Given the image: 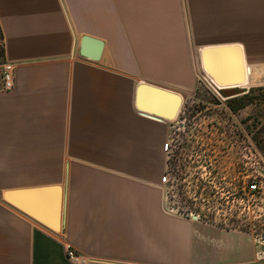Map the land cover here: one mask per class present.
I'll list each match as a JSON object with an SVG mask.
<instances>
[{"label":"crops","instance_id":"1","mask_svg":"<svg viewBox=\"0 0 264 264\" xmlns=\"http://www.w3.org/2000/svg\"><path fill=\"white\" fill-rule=\"evenodd\" d=\"M0 24L17 78L0 91V264H80L68 246L86 264L254 261L246 233L168 208L171 121L137 97L147 83L185 98L199 72L210 80L203 51L228 45L249 69L242 88L264 86V0H0ZM85 35L104 41L100 60L80 55ZM36 187L17 199L50 224L5 198Z\"/></svg>","mask_w":264,"mask_h":264},{"label":"rangeland","instance_id":"2","mask_svg":"<svg viewBox=\"0 0 264 264\" xmlns=\"http://www.w3.org/2000/svg\"><path fill=\"white\" fill-rule=\"evenodd\" d=\"M2 47L0 35V83L6 63ZM197 77L196 89L170 122L164 143L169 150L163 145L166 205L185 217L194 214L204 223L246 233L256 247L250 264H264V153L257 144V134L264 142V98L233 111L227 99L247 88L225 96L201 72ZM252 181L259 186L253 193Z\"/></svg>","mask_w":264,"mask_h":264},{"label":"water","instance_id":"3","mask_svg":"<svg viewBox=\"0 0 264 264\" xmlns=\"http://www.w3.org/2000/svg\"><path fill=\"white\" fill-rule=\"evenodd\" d=\"M105 43L102 39L92 37L90 35H85L82 39V45L80 48V55L84 58L98 61L100 60L102 53L104 51ZM203 61H204V72L218 85L222 86H239L242 84L247 76L248 68L244 65V55L242 48L239 45H228L221 47H211L203 51ZM227 65L235 77L227 79L225 77V71ZM233 88L231 95H236L246 90L242 87H231ZM144 89H149L153 92L152 96L148 97ZM239 90L240 92H236ZM184 102V97L173 90L165 89L155 85H150L147 83L140 84L138 88L137 97V107L138 109L154 118L161 120L172 121L176 119L181 111ZM46 187H36V188H24L15 191H8L5 194V198L8 202L16 205L17 207L24 209L36 219H39L43 223H49L42 215L33 212L26 208V206L19 202L17 196H26L30 193H38L45 190ZM58 198L55 202H50L47 204L55 205L57 211V223L60 219L61 207H62V190L60 186L57 187ZM58 228V225L56 226Z\"/></svg>","mask_w":264,"mask_h":264},{"label":"built area","instance_id":"4","mask_svg":"<svg viewBox=\"0 0 264 264\" xmlns=\"http://www.w3.org/2000/svg\"><path fill=\"white\" fill-rule=\"evenodd\" d=\"M203 78H205V76L203 75ZM207 81H209L210 83H212L213 85H215L218 89L222 90L224 88H221L222 86L218 85L215 81H213L211 78H209L210 80H208L207 78H205ZM215 82V83H214ZM16 83H17V78H16V64L13 62H6L4 64V71H3V76H2V80L0 83V91H4V92H9V91H13L16 88ZM164 148L166 151L169 150V144L166 143L164 144ZM166 181H168V178L166 175H162L161 177V182L165 183ZM258 184L256 183V181H252L249 184V190H253L256 191L258 189ZM172 211V210H171ZM192 218H199V216L196 215H192ZM68 257L76 262V263H80V264H86L87 262V258L86 256H84L83 254H80L79 252H77L73 247L68 246Z\"/></svg>","mask_w":264,"mask_h":264},{"label":"trees","instance_id":"5","mask_svg":"<svg viewBox=\"0 0 264 264\" xmlns=\"http://www.w3.org/2000/svg\"><path fill=\"white\" fill-rule=\"evenodd\" d=\"M0 35H1V38L4 39V34H3V31L1 28V24H0ZM1 53L3 56H5V48L4 47H2ZM221 91L225 96H231V94H232V93L228 94L225 91V89H222ZM238 92H240V91H238ZM257 93H259V94H257ZM261 96H264V86L251 87L243 95H237V96L228 98L227 99V105L230 107L231 110L238 111V110L246 107L247 105L254 103L256 99L264 98ZM257 138H258L257 144L264 153V142L262 141V139H259V134H257ZM249 191L251 193L255 192L253 190H249Z\"/></svg>","mask_w":264,"mask_h":264},{"label":"bare ground","instance_id":"6","mask_svg":"<svg viewBox=\"0 0 264 264\" xmlns=\"http://www.w3.org/2000/svg\"><path fill=\"white\" fill-rule=\"evenodd\" d=\"M215 83V82H214ZM244 84V83H243ZM246 84V83H245ZM218 87V86H217Z\"/></svg>","mask_w":264,"mask_h":264}]
</instances>
